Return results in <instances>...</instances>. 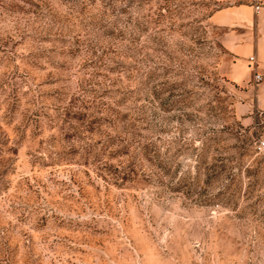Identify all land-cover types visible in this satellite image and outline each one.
Returning <instances> with one entry per match:
<instances>
[{"label":"rangeland","instance_id":"rangeland-1","mask_svg":"<svg viewBox=\"0 0 264 264\" xmlns=\"http://www.w3.org/2000/svg\"><path fill=\"white\" fill-rule=\"evenodd\" d=\"M249 2L0 0V264H264V130L208 22Z\"/></svg>","mask_w":264,"mask_h":264},{"label":"crops","instance_id":"crops-1","mask_svg":"<svg viewBox=\"0 0 264 264\" xmlns=\"http://www.w3.org/2000/svg\"><path fill=\"white\" fill-rule=\"evenodd\" d=\"M208 22L223 29L221 44L236 61L228 77L250 87L246 100L236 105V114L251 121L259 119L264 130V5L232 4L212 12ZM251 57L253 62L249 60ZM251 73L260 75L261 80L253 81Z\"/></svg>","mask_w":264,"mask_h":264},{"label":"built area","instance_id":"built-area-1","mask_svg":"<svg viewBox=\"0 0 264 264\" xmlns=\"http://www.w3.org/2000/svg\"><path fill=\"white\" fill-rule=\"evenodd\" d=\"M256 8H257V7H256ZM249 60H250L251 62H253V61H254V58L251 57ZM254 80H255V82H259V81L261 80V76L258 75L257 73H255V74H254ZM261 146H264V143H261Z\"/></svg>","mask_w":264,"mask_h":264}]
</instances>
